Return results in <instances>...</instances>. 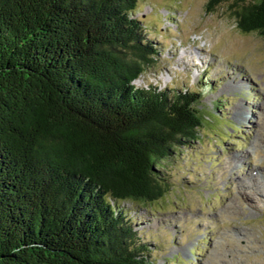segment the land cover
<instances>
[{
	"label": "trees",
	"instance_id": "1",
	"mask_svg": "<svg viewBox=\"0 0 264 264\" xmlns=\"http://www.w3.org/2000/svg\"><path fill=\"white\" fill-rule=\"evenodd\" d=\"M140 1L0 0V264H150L122 204L165 201L211 83L135 85L159 52ZM228 1L264 38V0L206 11Z\"/></svg>",
	"mask_w": 264,
	"mask_h": 264
},
{
	"label": "rangeland",
	"instance_id": "2",
	"mask_svg": "<svg viewBox=\"0 0 264 264\" xmlns=\"http://www.w3.org/2000/svg\"><path fill=\"white\" fill-rule=\"evenodd\" d=\"M207 1L141 0L135 15L151 29L148 37L159 50L135 82L138 88L202 92L204 82L211 83L199 107L208 121L199 141L164 164L173 187L165 201L151 208L122 204L138 239L151 248L150 264H211L213 251L228 264H264V197L250 215H229L234 179L219 182L223 164L234 155L251 156L235 170L240 179L253 164L264 167L258 143L264 128V38L237 28L231 1L209 12ZM241 106L247 120L236 115Z\"/></svg>",
	"mask_w": 264,
	"mask_h": 264
},
{
	"label": "bare ground",
	"instance_id": "3",
	"mask_svg": "<svg viewBox=\"0 0 264 264\" xmlns=\"http://www.w3.org/2000/svg\"><path fill=\"white\" fill-rule=\"evenodd\" d=\"M237 87H241L240 82L237 84ZM242 112V106L238 107L236 112L237 117H239V120H247V115L245 117ZM259 133H262L261 141L258 142L260 145L259 148L261 149L264 148V128H262ZM253 150H250L251 155L255 153ZM250 157L248 151L244 155H234L232 158L230 157L228 161L223 164L222 173H219L222 174L219 178V182H222L225 176H231V178L234 179L233 188L236 195H234L233 199H231L228 204L226 211L229 215H239L241 213L250 215L252 211H256V201L264 197V167L253 164V166H250V170L247 174H244L241 179L234 176L239 162L244 163V161L246 162ZM238 231L237 234L234 235V240L236 242L241 241L240 237L242 233L241 231ZM249 240H251V238H249ZM208 260L211 264H228L225 260L224 254L220 251L211 252Z\"/></svg>",
	"mask_w": 264,
	"mask_h": 264
}]
</instances>
